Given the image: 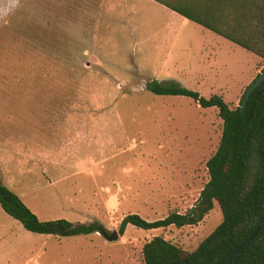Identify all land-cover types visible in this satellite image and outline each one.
<instances>
[{"label": "rangeland", "instance_id": "rangeland-1", "mask_svg": "<svg viewBox=\"0 0 264 264\" xmlns=\"http://www.w3.org/2000/svg\"><path fill=\"white\" fill-rule=\"evenodd\" d=\"M202 44L214 69L199 73ZM263 67L157 3L0 0V180L41 220H98L112 232L130 213L184 214L209 179L223 121L217 108L155 95L146 82L173 78L235 108ZM221 221L215 202L195 224H128L109 242L30 232L0 206V264H144L153 236L191 251Z\"/></svg>", "mask_w": 264, "mask_h": 264}, {"label": "trees", "instance_id": "trees-1", "mask_svg": "<svg viewBox=\"0 0 264 264\" xmlns=\"http://www.w3.org/2000/svg\"><path fill=\"white\" fill-rule=\"evenodd\" d=\"M155 1L264 59V0H185L177 7L166 0ZM145 89L155 95L186 96L202 108L215 107L223 121L218 147L207 161L209 179L186 213L169 212L153 221L130 213L116 231L110 232L98 220H41L0 181L1 208L30 232L59 237L99 233L109 238L114 232L122 235L128 224L145 230L195 224L216 202L222 221L195 249L185 250L163 235H156L142 245L144 264H212L256 229L257 235L242 252L224 264H264V81L250 94L243 110L240 106L244 94L239 105L231 108L222 96L205 97L173 79H149Z\"/></svg>", "mask_w": 264, "mask_h": 264}, {"label": "water", "instance_id": "water-1", "mask_svg": "<svg viewBox=\"0 0 264 264\" xmlns=\"http://www.w3.org/2000/svg\"><path fill=\"white\" fill-rule=\"evenodd\" d=\"M264 81V68L262 69V71L254 78V80L249 84V86L247 87V89L245 90L244 96L242 98V102H241V110L244 109L246 102L250 96V94L259 86L261 85V83ZM258 233V229H256L243 243H241L239 246H237L236 248H234L233 250H231L229 253H227L226 255H224L222 258H220L219 260H217L216 262L212 263V264H224L225 262L230 263L232 258L234 256H236L237 254H239L240 252H242V250L245 248V246L257 235ZM119 238V235L114 232L113 236L106 238L107 241L109 242H114ZM173 264H183V262H177V263H173Z\"/></svg>", "mask_w": 264, "mask_h": 264}, {"label": "crops", "instance_id": "crops-1", "mask_svg": "<svg viewBox=\"0 0 264 264\" xmlns=\"http://www.w3.org/2000/svg\"><path fill=\"white\" fill-rule=\"evenodd\" d=\"M122 2H124L126 5H129L131 2H133V1H136V0H121ZM145 1H149V2H151V3H157V4H160V6H162L163 8H166V9H170L168 6H166V5H163V4H161V3H159V2H157V1H155V0H145ZM168 3H169V5L170 6H181V3L182 2H186L185 0H166ZM193 22V21H192ZM195 23V22H194ZM197 24V23H196ZM199 25V24H198ZM201 26V25H200ZM201 27H203V26H201ZM203 28H205V27H203ZM205 29H207V28H205ZM207 30H209V29H207ZM209 31H211V30H209ZM212 32V31H211ZM214 33V32H213ZM216 34V33H215ZM216 35H218V34H216ZM218 36H220V35H218ZM222 37V36H221ZM224 38V37H223ZM226 39V38H225ZM228 40V39H227ZM233 43V42H232ZM235 44V43H234ZM208 45H211V44H206V47L208 46ZM237 45V44H236ZM239 46V45H238ZM201 47H202V49H200V53H201V55H200V57L198 58V60H197V64L198 65H200L201 67H203V69H201V70H199L198 72L199 73H204L203 71H212L213 69H214V67H212V63H211V61L209 60V59H207L208 57V55H205V52H206V48H204L205 46H203V44L201 45ZM210 48H211V46H209ZM205 55V56H204ZM205 60V61H204ZM213 64H215V62L213 63ZM198 72H196V73H198ZM206 76H208V75H206ZM171 80L173 79V78H170ZM170 79H168V80H170ZM173 80H176V79H173ZM204 80H208V78H206V77H204ZM177 81V80H176ZM179 82V81H178ZM1 181V180H0ZM5 212V211H4ZM6 213V212H5ZM7 214V213H6ZM10 216V215H9Z\"/></svg>", "mask_w": 264, "mask_h": 264}]
</instances>
